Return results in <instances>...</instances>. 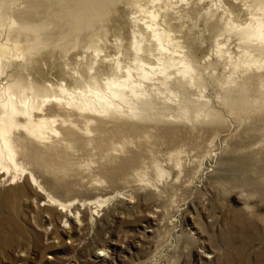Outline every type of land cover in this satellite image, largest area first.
I'll return each mask as SVG.
<instances>
[{
  "label": "rangeland",
  "instance_id": "rangeland-1",
  "mask_svg": "<svg viewBox=\"0 0 264 264\" xmlns=\"http://www.w3.org/2000/svg\"><path fill=\"white\" fill-rule=\"evenodd\" d=\"M262 21L264 0H0V87L16 96L38 62L50 93L70 86L55 67L92 62L94 41L118 75L132 28L163 44L140 52L154 107L94 117L50 95L36 117L56 132L12 128L42 188L0 172V264H264Z\"/></svg>",
  "mask_w": 264,
  "mask_h": 264
},
{
  "label": "bare ground",
  "instance_id": "bare-ground-1",
  "mask_svg": "<svg viewBox=\"0 0 264 264\" xmlns=\"http://www.w3.org/2000/svg\"><path fill=\"white\" fill-rule=\"evenodd\" d=\"M82 1L83 3H85V0ZM146 27L147 29L148 27L150 28L149 25H147ZM145 31L141 28L131 29L132 39L128 43L126 50L127 54H131L134 63L132 65L126 66V73L124 72L125 74H117V72L120 71V69L123 67L121 66L120 60L117 57L112 60V62H109L107 64L102 59L107 55H104L101 59L98 57L99 53L102 51V48L98 46L94 41L93 43H90L89 46L86 47V49H92L95 59L93 61L100 59V63L98 66L96 65L94 67L93 61H88L82 66H79L78 64V66H73L68 69H66L60 63V66L58 68L54 66L56 68V73L59 75L65 73L66 75H68L67 79L70 82V86L68 84L67 88H58L59 91L57 93H50V89H52L53 87L51 88L49 87L50 85H47L46 82L48 81V79L46 77L45 70L43 69V67H41V64L39 62L35 63L33 68H31V80L28 81L24 79V76L21 77L20 80L18 79L19 85L21 87L16 89L18 91L16 93H19L20 95L16 96L14 94L15 90H13L12 88V85L14 83L12 84V81L10 82V80L8 79L10 84L6 83L7 85L0 87V172L7 173L12 167L16 171H19L20 175L27 176L31 185H36L38 188H42L41 185L37 183V179L35 178V175H33V172H31L26 167L21 166L17 161V146L12 135V128L22 127L30 135L39 139H42L48 131L56 132V129L52 127L47 118H45L44 116H40L38 118L36 117L38 113L45 112L44 110L48 109L47 107H45V104L47 101H51V99H48L49 97H51L50 95L55 98L54 100L58 103L57 105L59 109L73 107L76 108L77 111L79 110L81 113H86L88 116L91 115L94 117L95 115L102 113H119L128 115L130 114L129 111L131 110H135L139 114V112L141 111H138L136 108L140 110H148L154 107V101L156 100L152 101V98H141V100H139V96H144L145 94L148 95L146 92L148 85H144V79H148V81H150L149 78L152 79L150 77V74H154L150 66V68L144 67V65H146L144 61L145 59L142 56L143 54H141L140 52L147 51L153 53L154 50H156V52L158 50L159 52L157 54H159L160 56L162 55V52L160 51L163 50V44L161 43L158 36L157 28L151 29V34H153V37L157 42L155 41L156 43H153L151 41V44H142V41L144 39L142 33H144ZM137 33H139V36ZM249 37L264 42L263 21L259 23L256 29L252 30L249 33ZM259 49L262 50L264 49V47L260 46ZM167 58L168 59L166 60V63L171 60L169 56H167ZM41 59L43 60V58ZM158 60H161V57H157V61ZM50 64L51 63H49V66ZM174 64L175 63L173 61H170V65ZM165 66L161 68V74L166 72ZM131 68H135L137 70L136 74H133L131 72ZM186 68H188V65H184L183 67L179 68L178 71L180 72V74H184L186 72ZM91 69L95 70L90 73ZM103 70H108L110 72L103 73L108 75H106L104 78H100L99 75ZM166 76L167 75L165 74V76L162 78L163 82H165ZM16 80L17 78H15V81ZM178 80L179 78H175L174 81L177 82ZM180 81H178L180 84H185ZM61 84L59 83L60 86ZM53 85L54 84H52V86ZM25 86L26 89H31L33 86H36L38 88H41L45 93L43 95L34 93L32 95L30 94L31 96H27L22 93ZM21 117L25 118L24 122L21 121ZM14 177H16V175H14ZM38 190L40 192V189ZM101 202L102 201L98 200L97 206L101 205ZM60 205L63 204L61 203Z\"/></svg>",
  "mask_w": 264,
  "mask_h": 264
}]
</instances>
